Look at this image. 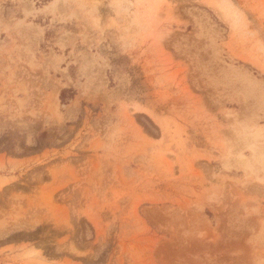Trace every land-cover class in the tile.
<instances>
[{
    "label": "rangeland",
    "instance_id": "374dc122",
    "mask_svg": "<svg viewBox=\"0 0 264 264\" xmlns=\"http://www.w3.org/2000/svg\"><path fill=\"white\" fill-rule=\"evenodd\" d=\"M0 264H264V0H0Z\"/></svg>",
    "mask_w": 264,
    "mask_h": 264
},
{
    "label": "bare ground",
    "instance_id": "6f19581e",
    "mask_svg": "<svg viewBox=\"0 0 264 264\" xmlns=\"http://www.w3.org/2000/svg\"><path fill=\"white\" fill-rule=\"evenodd\" d=\"M257 156V155H256Z\"/></svg>",
    "mask_w": 264,
    "mask_h": 264
}]
</instances>
